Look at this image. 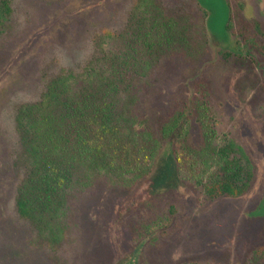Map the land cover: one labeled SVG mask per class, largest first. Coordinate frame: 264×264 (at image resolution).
<instances>
[{
	"label": "rangeland",
	"instance_id": "obj_1",
	"mask_svg": "<svg viewBox=\"0 0 264 264\" xmlns=\"http://www.w3.org/2000/svg\"><path fill=\"white\" fill-rule=\"evenodd\" d=\"M199 2L208 12L206 36L191 39L207 40L206 52L193 58L171 51L129 72L138 130L152 133L162 154L170 148L161 136L165 123L195 102L206 108L209 134L192 120L189 146L196 161L191 158L180 185L167 183L171 159L158 187L135 169L113 174L87 163L82 151L73 156L60 115L50 142H29L18 130L19 109L38 105L62 74H80L104 52L126 50L122 37L132 36L138 6L156 5L193 32L204 19ZM228 3L241 6L250 26L261 25L263 35L252 37L255 47L262 45L264 0H10L0 26V264H264L258 261L264 251V53L225 31ZM130 49L138 52L132 43ZM229 142L253 167L251 185L239 198L206 190L224 165L215 152ZM29 144L35 154L76 164L70 180L61 182L66 196L58 201L51 243L17 212Z\"/></svg>",
	"mask_w": 264,
	"mask_h": 264
},
{
	"label": "trees",
	"instance_id": "obj_2",
	"mask_svg": "<svg viewBox=\"0 0 264 264\" xmlns=\"http://www.w3.org/2000/svg\"><path fill=\"white\" fill-rule=\"evenodd\" d=\"M198 4L204 12V19L193 32L165 18L156 5L143 3L138 6L132 22V36L122 37L126 50L111 54L104 52L80 74H62L48 86L38 105H25L19 109L18 130L26 134L29 142L44 137L42 141L50 142V128H55V116L60 115L61 121L69 128L62 134L64 140L72 142L73 156L82 151L80 156L85 155L87 163L94 162L113 174L131 173L135 169L143 179L154 180L156 186L164 163L171 159L172 177L167 183L172 187L180 185L182 173L186 167L188 169L191 158L196 161L189 146L192 120L200 125L203 136L209 134L206 108L203 103L195 102L192 109L177 111L165 123L161 136L168 141L170 148L162 154V146L152 138V133L138 130L139 123L132 114L137 98L129 72L142 67L146 60L160 59L171 51H181L193 58L205 53L207 40L192 42L191 39V36H206L207 31L208 12L200 2ZM240 9L241 6L233 9L228 3L225 31L241 36L246 48L263 54L264 43L255 47L252 37L256 32L263 35L261 25L255 22L253 27L250 26L241 16ZM10 11V0H0V26ZM131 43L138 47L136 54H131ZM222 53L227 58L233 56L231 51ZM29 148L30 152L28 147L26 149L29 174L18 189L17 212L33 226L42 240L51 243L57 234L54 221H57L58 201L66 196V182L76 171V164L72 158L67 162L50 160L46 154H35V148L30 144ZM215 154L224 160V165L206 187L207 192L212 196L241 197L253 179L249 159L233 142L220 147ZM235 154L240 158L234 157ZM80 156L79 160L82 159ZM64 178L67 180L62 184ZM259 254L258 261L264 262V251Z\"/></svg>",
	"mask_w": 264,
	"mask_h": 264
}]
</instances>
